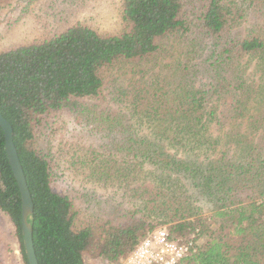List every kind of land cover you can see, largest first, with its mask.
I'll return each instance as SVG.
<instances>
[{"label":"trees","instance_id":"16d2710c","mask_svg":"<svg viewBox=\"0 0 264 264\" xmlns=\"http://www.w3.org/2000/svg\"><path fill=\"white\" fill-rule=\"evenodd\" d=\"M118 6L123 30L116 34L76 23L0 49V112L12 126L33 201L38 264H85L86 256L120 264L163 223H171L170 237L179 242L191 233L201 237L178 264H264V0ZM173 34L185 50L170 63L162 39ZM128 60L142 64L105 87L104 70ZM254 91L261 93L259 111L249 114ZM60 110L93 123L96 132L105 126L107 152L96 147L77 163L132 200L118 219L77 225L72 199L52 188L36 140L46 117ZM212 127L224 132L225 144ZM252 130L258 133L248 138ZM4 144L0 127V211L27 264L20 193ZM199 202L210 204L208 214Z\"/></svg>","mask_w":264,"mask_h":264},{"label":"rangeland","instance_id":"374dc122","mask_svg":"<svg viewBox=\"0 0 264 264\" xmlns=\"http://www.w3.org/2000/svg\"><path fill=\"white\" fill-rule=\"evenodd\" d=\"M119 2L120 0H2L0 1V49L15 43L46 38L76 23L88 24L103 35L116 34L123 30L118 11ZM178 41L180 40L177 34L168 35L162 39L168 50L165 53L164 61L172 63L183 58L182 53L185 48L181 47ZM128 62L129 60L122 61L114 67L104 70L105 87L113 78L122 80L125 79V75H133L135 67L138 68V65L142 64ZM249 72H247L248 75L250 74L254 80L260 79L259 72L255 74L252 70ZM260 97L259 91L253 92L249 104L251 107L249 114L252 112V108L256 109L255 103ZM100 103L107 110V101L102 100ZM244 120L245 122L239 128L241 134L248 130L245 125L246 118ZM89 124H86L75 113L60 110L46 117L38 130L36 140V144L49 161L52 188L59 193L66 194L73 201L77 213L75 216L77 225H84L92 220L98 221L103 218L116 220L121 217L118 214L123 207H129L132 204V200L128 201L123 196V188L118 189L115 185H107V181L97 178L95 174L91 175V171L89 172L87 167L78 165V158L87 153L90 154L93 149H97L96 147L103 153L107 152L105 126L96 132L93 123ZM227 128L226 126L223 129L224 132ZM211 130L215 134L221 135L222 142L225 144L224 132L215 131L214 127ZM257 133L252 130L248 134V138ZM98 144H101L102 148ZM146 167L143 168L144 172L148 170ZM142 178L141 174L138 180H143ZM131 185L134 186L136 183ZM107 200L113 205H107ZM198 205H200L202 213L208 214L209 203L202 206L203 204L201 205L199 202ZM170 224L163 223L155 226L152 230L160 226H166L169 230ZM190 238H195L197 245L201 240L197 233H191ZM0 264H23L15 228L8 216L1 211ZM85 264L108 263L100 258L86 256Z\"/></svg>","mask_w":264,"mask_h":264},{"label":"built area","instance_id":"2783aa9c","mask_svg":"<svg viewBox=\"0 0 264 264\" xmlns=\"http://www.w3.org/2000/svg\"><path fill=\"white\" fill-rule=\"evenodd\" d=\"M197 241L179 242L170 237L166 226L151 230L121 261V264H178L196 250Z\"/></svg>","mask_w":264,"mask_h":264},{"label":"water","instance_id":"95a60500","mask_svg":"<svg viewBox=\"0 0 264 264\" xmlns=\"http://www.w3.org/2000/svg\"><path fill=\"white\" fill-rule=\"evenodd\" d=\"M0 127L4 134L5 153L11 167L14 179L16 181L21 200V217L20 229L22 235V242L25 251L27 264H38V260L33 247L32 238V215H33V201L29 188L27 186L26 178L23 168L13 142V130L10 122L3 117L0 112Z\"/></svg>","mask_w":264,"mask_h":264}]
</instances>
